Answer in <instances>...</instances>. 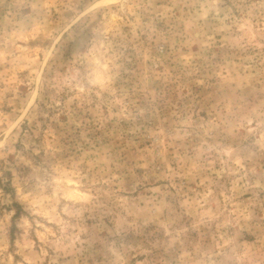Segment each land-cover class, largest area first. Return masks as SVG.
<instances>
[{
	"label": "rangeland",
	"instance_id": "obj_1",
	"mask_svg": "<svg viewBox=\"0 0 264 264\" xmlns=\"http://www.w3.org/2000/svg\"><path fill=\"white\" fill-rule=\"evenodd\" d=\"M0 264H264V0H0Z\"/></svg>",
	"mask_w": 264,
	"mask_h": 264
}]
</instances>
